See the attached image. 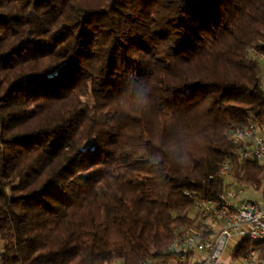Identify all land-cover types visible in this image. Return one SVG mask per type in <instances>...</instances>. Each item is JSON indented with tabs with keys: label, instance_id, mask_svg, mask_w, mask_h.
Instances as JSON below:
<instances>
[{
	"label": "trees",
	"instance_id": "1",
	"mask_svg": "<svg viewBox=\"0 0 264 264\" xmlns=\"http://www.w3.org/2000/svg\"><path fill=\"white\" fill-rule=\"evenodd\" d=\"M250 49L264 0H0V264L171 260L226 157L260 186L229 139L264 124Z\"/></svg>",
	"mask_w": 264,
	"mask_h": 264
},
{
	"label": "built area",
	"instance_id": "2",
	"mask_svg": "<svg viewBox=\"0 0 264 264\" xmlns=\"http://www.w3.org/2000/svg\"><path fill=\"white\" fill-rule=\"evenodd\" d=\"M253 58L262 63L260 84L264 89V54L250 49ZM229 139L241 144L235 151L239 160L256 159L264 163V124L253 120L243 128L229 132ZM232 157L223 161L219 175L226 181V188L217 199L199 197L195 200L200 218L207 226L216 228L204 238L200 227L193 224L186 228L174 243L173 264H186L193 258L195 264H226L223 254L235 240L244 239L264 242V200L262 202L238 197L243 193V186L233 179ZM228 181V183H227ZM230 181V183H229ZM231 185L234 190L231 189ZM260 250L252 248L245 258V264H257ZM141 264H151L144 261Z\"/></svg>",
	"mask_w": 264,
	"mask_h": 264
},
{
	"label": "crops",
	"instance_id": "3",
	"mask_svg": "<svg viewBox=\"0 0 264 264\" xmlns=\"http://www.w3.org/2000/svg\"><path fill=\"white\" fill-rule=\"evenodd\" d=\"M233 179H237V177H235L233 175ZM228 183V181H227ZM230 183V181H229ZM238 183L240 185L243 186V189H244V194H245V191L248 190V191H251L252 193H255V194H260V197L259 195L257 197H253V196H250V197H244L243 194H241L238 198L241 199V198H247V199H250V200H254V201H258V202H262L264 200V181L263 183L260 185V186H256L254 184H250V183H247V182H244V181H240L238 180ZM231 189H234V187L231 185ZM200 227V226H199ZM201 231H202V234L203 236H205L206 234H209V232H211V230H216V228H213V227H210V226H207L206 224L203 223V225L200 227ZM241 241H236L234 243H238L236 245H230L226 248L224 254H223V261L226 263V264H245V258L246 257H243V258H234L232 256V252L233 250L240 244ZM260 242V241H259ZM256 249H259L260 250V254H259V259H258V263L257 264H264V242L262 241V243L256 247ZM193 258H191L192 260ZM166 261L168 260H162V261H150L151 264H166ZM193 261V260H192ZM172 262V260H171ZM173 264V262H172Z\"/></svg>",
	"mask_w": 264,
	"mask_h": 264
},
{
	"label": "rangeland",
	"instance_id": "4",
	"mask_svg": "<svg viewBox=\"0 0 264 264\" xmlns=\"http://www.w3.org/2000/svg\"><path fill=\"white\" fill-rule=\"evenodd\" d=\"M234 190V189H233ZM243 195H244V197H250V196H253V197H257L258 195H259V197H260V194H255V193H252L251 191H248V190H246L245 191V194H244V191H243V193H242ZM189 214L193 217V216H197V214H198V211H197V209H193V210H191L190 212H189ZM197 219V218H196ZM198 220V219H197ZM195 225H199L197 222H195ZM166 264H172V262H171V260H168V261H166Z\"/></svg>",
	"mask_w": 264,
	"mask_h": 264
}]
</instances>
